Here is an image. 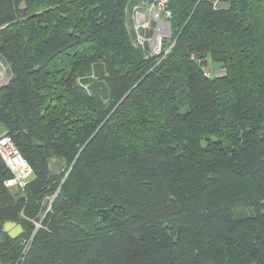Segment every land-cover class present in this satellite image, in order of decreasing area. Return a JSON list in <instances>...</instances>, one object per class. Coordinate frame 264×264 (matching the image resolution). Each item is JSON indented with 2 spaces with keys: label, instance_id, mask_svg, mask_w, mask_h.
Segmentation results:
<instances>
[{
  "label": "trees",
  "instance_id": "trees-1",
  "mask_svg": "<svg viewBox=\"0 0 264 264\" xmlns=\"http://www.w3.org/2000/svg\"><path fill=\"white\" fill-rule=\"evenodd\" d=\"M148 1L0 0V264H264V0Z\"/></svg>",
  "mask_w": 264,
  "mask_h": 264
},
{
  "label": "built area",
  "instance_id": "built-area-1",
  "mask_svg": "<svg viewBox=\"0 0 264 264\" xmlns=\"http://www.w3.org/2000/svg\"><path fill=\"white\" fill-rule=\"evenodd\" d=\"M166 5L167 0H149L147 5L139 6L135 14L137 24L145 27L150 25L152 20L157 22L159 27L161 24L169 27L167 21L169 12L166 10ZM157 42L159 43V40ZM150 50L156 51L153 49V43ZM0 161L6 165L11 174L4 181L5 186L23 187L32 174L31 166L22 157L9 135L3 132L0 133Z\"/></svg>",
  "mask_w": 264,
  "mask_h": 264
},
{
  "label": "rangeland",
  "instance_id": "rangeland-1",
  "mask_svg": "<svg viewBox=\"0 0 264 264\" xmlns=\"http://www.w3.org/2000/svg\"><path fill=\"white\" fill-rule=\"evenodd\" d=\"M152 28H153V32H152V38L149 40V49H150V47H152V43H153V49L156 51L150 50L151 51L150 53L156 54V53L160 52L162 45L164 43H167V38L170 37L171 32H170V28L168 26L161 24L159 27L157 22H153ZM152 39H154V41ZM158 40H159V43L157 42ZM205 69L207 72L206 74H211V75H213L215 73L218 74L219 70H220V68L213 65L211 62L207 63ZM8 78H9V73H8L7 65L0 64V84L5 83ZM38 225H39V223H38Z\"/></svg>",
  "mask_w": 264,
  "mask_h": 264
},
{
  "label": "water",
  "instance_id": "water-1",
  "mask_svg": "<svg viewBox=\"0 0 264 264\" xmlns=\"http://www.w3.org/2000/svg\"><path fill=\"white\" fill-rule=\"evenodd\" d=\"M2 230L11 238H15L22 232V226L14 221H5L2 225Z\"/></svg>",
  "mask_w": 264,
  "mask_h": 264
}]
</instances>
